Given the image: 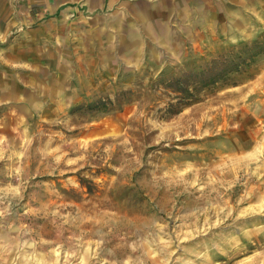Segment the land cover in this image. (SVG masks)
Returning <instances> with one entry per match:
<instances>
[{"label": "rangeland", "instance_id": "374dc122", "mask_svg": "<svg viewBox=\"0 0 264 264\" xmlns=\"http://www.w3.org/2000/svg\"><path fill=\"white\" fill-rule=\"evenodd\" d=\"M0 264H264V0H0Z\"/></svg>", "mask_w": 264, "mask_h": 264}, {"label": "trees", "instance_id": "16d2710c", "mask_svg": "<svg viewBox=\"0 0 264 264\" xmlns=\"http://www.w3.org/2000/svg\"><path fill=\"white\" fill-rule=\"evenodd\" d=\"M241 46L242 43L239 46H232L231 51L211 60L210 66L202 69L195 68L197 70L189 73L185 81L178 82L177 87L171 90L176 93L173 97L174 102L167 104L164 114L177 113L182 107L196 100L200 89L225 83L230 74L239 72L242 67L251 64L260 56L261 50H257L256 46L237 49Z\"/></svg>", "mask_w": 264, "mask_h": 264}]
</instances>
